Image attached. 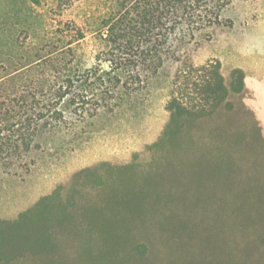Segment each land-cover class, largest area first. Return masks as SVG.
Listing matches in <instances>:
<instances>
[{
    "label": "rangeland",
    "instance_id": "rangeland-1",
    "mask_svg": "<svg viewBox=\"0 0 264 264\" xmlns=\"http://www.w3.org/2000/svg\"><path fill=\"white\" fill-rule=\"evenodd\" d=\"M109 4L0 0V62L47 29L97 26L93 8ZM100 44L85 32L72 69L98 67ZM195 58L220 64L229 108L170 125L168 68L130 103L73 122L30 174L0 181V219L45 198L26 250L0 264H264V0H234Z\"/></svg>",
    "mask_w": 264,
    "mask_h": 264
},
{
    "label": "trees",
    "instance_id": "trees-1",
    "mask_svg": "<svg viewBox=\"0 0 264 264\" xmlns=\"http://www.w3.org/2000/svg\"><path fill=\"white\" fill-rule=\"evenodd\" d=\"M113 1L105 9L93 8L97 26L69 21L66 30L65 25L46 28L36 45L22 47L17 58L14 53L2 56L0 181L30 174L58 133L101 110L130 103L168 68L178 88L166 107L170 125L181 127L186 119L209 116L222 105L229 108L220 64L199 65L195 56L202 37L222 23L234 0ZM85 32L100 38L102 58L98 67L79 71L72 69L73 44L83 41ZM242 82L234 73V92L241 91ZM44 200L15 219H0V259L11 261L13 253L26 250L27 225L37 223ZM8 242L15 248L7 250L3 245Z\"/></svg>",
    "mask_w": 264,
    "mask_h": 264
}]
</instances>
